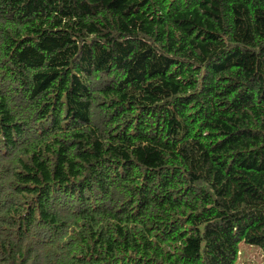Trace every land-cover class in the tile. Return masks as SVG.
Masks as SVG:
<instances>
[{
  "label": "trees",
  "instance_id": "trees-1",
  "mask_svg": "<svg viewBox=\"0 0 264 264\" xmlns=\"http://www.w3.org/2000/svg\"><path fill=\"white\" fill-rule=\"evenodd\" d=\"M241 241L264 251V0H0V264Z\"/></svg>",
  "mask_w": 264,
  "mask_h": 264
},
{
  "label": "rangeland",
  "instance_id": "rangeland-1",
  "mask_svg": "<svg viewBox=\"0 0 264 264\" xmlns=\"http://www.w3.org/2000/svg\"><path fill=\"white\" fill-rule=\"evenodd\" d=\"M264 251L260 246L241 241L238 245V256L233 264H262Z\"/></svg>",
  "mask_w": 264,
  "mask_h": 264
}]
</instances>
